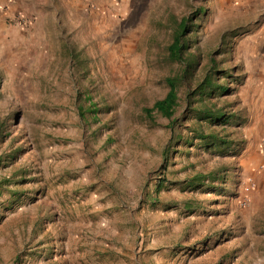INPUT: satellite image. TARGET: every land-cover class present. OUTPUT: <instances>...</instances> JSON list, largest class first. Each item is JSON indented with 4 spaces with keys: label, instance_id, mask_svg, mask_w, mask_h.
I'll return each mask as SVG.
<instances>
[{
    "label": "rangeland",
    "instance_id": "1",
    "mask_svg": "<svg viewBox=\"0 0 264 264\" xmlns=\"http://www.w3.org/2000/svg\"><path fill=\"white\" fill-rule=\"evenodd\" d=\"M15 1L0 0V264H264L263 142L234 111L237 55L206 0H49L55 18L24 22L3 14ZM167 78L173 116L148 117Z\"/></svg>",
    "mask_w": 264,
    "mask_h": 264
},
{
    "label": "crops",
    "instance_id": "2",
    "mask_svg": "<svg viewBox=\"0 0 264 264\" xmlns=\"http://www.w3.org/2000/svg\"><path fill=\"white\" fill-rule=\"evenodd\" d=\"M48 1L16 0L3 14L9 20L37 21L50 13L53 19L57 15L53 16L52 11L44 13L40 8L44 3L53 7L52 1ZM206 6L211 17L209 32L231 41L232 52L237 55L240 78L236 84L237 107L234 111L244 119L243 126L246 134L254 137L253 144L256 145L259 139V145L264 142V136L259 138L264 135V0H206ZM254 150L253 147L249 151V167L259 159Z\"/></svg>",
    "mask_w": 264,
    "mask_h": 264
},
{
    "label": "trees",
    "instance_id": "3",
    "mask_svg": "<svg viewBox=\"0 0 264 264\" xmlns=\"http://www.w3.org/2000/svg\"><path fill=\"white\" fill-rule=\"evenodd\" d=\"M188 32V26H187V19L181 20L178 26V30L175 33L173 37V41L171 45L168 47L169 51V58L172 61H180L182 52L186 49V45L183 42V37ZM166 84L168 86V91L163 99L156 101L153 104V107L151 109H146L145 114L150 117V114L153 111H157L160 113L164 118L170 119L173 116L174 109L177 106V80H174L173 78H167ZM207 89H212L211 82L208 79L205 83L200 84V86L197 88V90H194L192 95H195L196 93L200 94V97L202 98L207 93ZM218 89V88H217ZM220 92L224 93L227 91V88L220 87ZM208 93H211L210 91ZM208 95V94H207ZM200 120H215L219 121L222 119V115L219 114H213L209 110H205L204 112H199L197 116ZM223 120V119H222ZM221 120V121H222ZM207 137L200 136V139L204 140ZM212 138V137H211ZM214 139V138H212ZM202 178L201 176L197 177L196 180H199ZM162 188V184H159L156 186V191L158 192Z\"/></svg>",
    "mask_w": 264,
    "mask_h": 264
},
{
    "label": "built area",
    "instance_id": "4",
    "mask_svg": "<svg viewBox=\"0 0 264 264\" xmlns=\"http://www.w3.org/2000/svg\"><path fill=\"white\" fill-rule=\"evenodd\" d=\"M113 2H114L115 4H118V0H113ZM19 21H23V20L19 19ZM23 22H24V21H23ZM261 146H262V152H264V142H263V144H262Z\"/></svg>",
    "mask_w": 264,
    "mask_h": 264
}]
</instances>
